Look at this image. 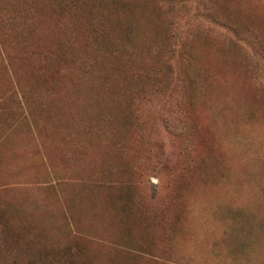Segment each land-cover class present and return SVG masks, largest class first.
<instances>
[{
    "label": "rangeland",
    "instance_id": "374dc122",
    "mask_svg": "<svg viewBox=\"0 0 264 264\" xmlns=\"http://www.w3.org/2000/svg\"><path fill=\"white\" fill-rule=\"evenodd\" d=\"M264 264V0H0V254Z\"/></svg>",
    "mask_w": 264,
    "mask_h": 264
},
{
    "label": "trees",
    "instance_id": "16d2710c",
    "mask_svg": "<svg viewBox=\"0 0 264 264\" xmlns=\"http://www.w3.org/2000/svg\"><path fill=\"white\" fill-rule=\"evenodd\" d=\"M10 254L11 255L7 257L1 256L0 254V264H37L32 254L30 257L27 258H22V256L16 253H10Z\"/></svg>",
    "mask_w": 264,
    "mask_h": 264
}]
</instances>
